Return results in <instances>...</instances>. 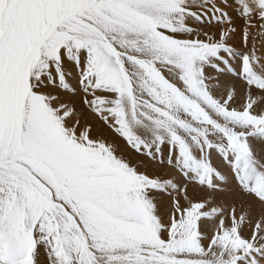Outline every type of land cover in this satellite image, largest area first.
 Instances as JSON below:
<instances>
[{
	"label": "snow or ice",
	"instance_id": "1",
	"mask_svg": "<svg viewBox=\"0 0 264 264\" xmlns=\"http://www.w3.org/2000/svg\"><path fill=\"white\" fill-rule=\"evenodd\" d=\"M258 36L264 0H0V264H264Z\"/></svg>",
	"mask_w": 264,
	"mask_h": 264
},
{
	"label": "rangeland",
	"instance_id": "2",
	"mask_svg": "<svg viewBox=\"0 0 264 264\" xmlns=\"http://www.w3.org/2000/svg\"><path fill=\"white\" fill-rule=\"evenodd\" d=\"M240 26L242 27V21H241V24L239 25L238 23L236 24V27L237 28H240ZM240 30V29H239ZM259 37V36H258ZM70 82H72L71 81V78H70ZM239 91V92H238ZM240 91H242V92H240ZM243 93V95H241ZM236 101L237 102H240V103H237L236 102V104H234V106H239L242 102H243V99H244V97H242V96H244V92H243V88H242V85H239V84H237L236 85ZM239 95V96H238ZM240 97V98H239ZM77 102H78V108H76V111H77V113H79L80 114V118H81V123H83V121L85 120V118L87 117L88 119H90V120H92V123H95V124H91V125H93V129L94 130H98V129H102L103 131H104V133L106 132V133H109L111 136H112V134H111V132L109 131V130H107L106 128H103V126L102 125H100L93 117H92V115L90 114V113H88V111L86 110V109H83L82 107H81V105H80V103H79V99L78 100H76ZM78 109H79V111H78ZM88 119H86V120H88ZM113 137V136H112ZM114 138V137H113ZM115 139V138H114ZM117 141H119V143H120V141L122 142V146L127 150V151H129L127 148H126V145H125V142H123L122 140H119V139H117ZM253 142V141H252ZM254 142H257L259 145H261V146H258V148H256L255 149V147L254 146H252V148H253V151L255 152V150H257L258 149V151H260V152H263V154L262 155H259L261 158H264V149L263 148H261V147H264V142H259V141H254ZM253 145V144H252ZM124 151L123 153H119L120 155H125V156H127V157H129V154L130 153H127V151ZM262 150V151H261ZM257 153V152H256ZM165 171H167V169H165ZM174 175V173H169V175L171 176V175ZM191 187V190L189 189ZM190 187H188V189L190 190V191H197L198 192V189H196L193 185H190ZM193 188H194V190H193ZM189 192V191H188ZM192 192V193H193ZM191 193V194H192ZM195 193V192H194ZM193 193V194H194ZM196 194V193H195ZM181 200H182V197H181ZM245 234V233H244ZM246 235V234H245ZM205 243H207V241H205Z\"/></svg>",
	"mask_w": 264,
	"mask_h": 264
},
{
	"label": "bare ground",
	"instance_id": "3",
	"mask_svg": "<svg viewBox=\"0 0 264 264\" xmlns=\"http://www.w3.org/2000/svg\"><path fill=\"white\" fill-rule=\"evenodd\" d=\"M238 24L240 25L241 24V22H238ZM242 27L240 26V28H237L238 29V33H237V36H236V40L238 41L239 39H240V30L239 29H241ZM257 46H258V48L262 51V52H264V38H261V37H257ZM240 85V84H239ZM239 92V91H238ZM240 92H242V91H240ZM237 95V94H236ZM241 95H243V93L241 94ZM239 96V95H238ZM242 97H244V96H242ZM240 98V97H239ZM236 99V98H235ZM77 100H78V98H77ZM236 100H235V104H236ZM237 103H240V102H237ZM78 106V102L76 101V108H78L77 107ZM238 106V105H237ZM78 111H79V109H78ZM86 119H88L87 117L85 118V120ZM85 120L83 121V123L85 122ZM90 124H95V123H92V120H90V119H88L87 120ZM94 134H95V130H94ZM103 134H104V136L107 138V139H109V140H113L114 138L109 134V133H104V131H103ZM116 143H117V145H118V151H117V155H120L119 153H123L126 149L122 146V142L120 141V143H119V141H117L116 140ZM252 146H254L255 147V149L256 148H258V146H261V145H259L257 142H252ZM261 148H263L264 149V147H261ZM127 151V150H126ZM262 151V150H261ZM255 152H257V154L258 155H262L263 154V152H260V151H258V149L257 150H255ZM125 153V152H124ZM127 153H129V151H127ZM123 156H125V155H123ZM126 158H127V156H125ZM141 171H145L146 169H144V168H141L140 169ZM149 172L151 171V169H149L148 170ZM221 171H224V169H221ZM173 175V174H172ZM188 187H190V185L188 186ZM190 190H191V187L189 188ZM188 189V191H189V195L190 196H192L193 197V199H199L200 197H199V195H197V191H190ZM193 190H194V188H193ZM194 194H193V193ZM192 193V194H191ZM245 234L246 235H248L249 234V230L248 229H245Z\"/></svg>",
	"mask_w": 264,
	"mask_h": 264
}]
</instances>
